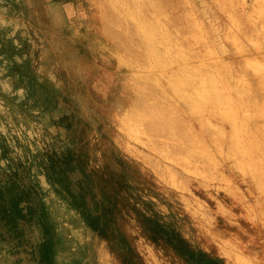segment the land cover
<instances>
[{
    "label": "rangeland",
    "instance_id": "374dc122",
    "mask_svg": "<svg viewBox=\"0 0 264 264\" xmlns=\"http://www.w3.org/2000/svg\"><path fill=\"white\" fill-rule=\"evenodd\" d=\"M73 135L143 264H264V0H0V177L30 164L61 263L129 264L35 163Z\"/></svg>",
    "mask_w": 264,
    "mask_h": 264
},
{
    "label": "trees",
    "instance_id": "16d2710c",
    "mask_svg": "<svg viewBox=\"0 0 264 264\" xmlns=\"http://www.w3.org/2000/svg\"><path fill=\"white\" fill-rule=\"evenodd\" d=\"M36 155L39 156L35 157V163L47 182L59 195L67 199L70 205L81 211L84 209L86 224L106 242L109 250L115 242L129 264H143L123 235L118 234V230L113 227L115 198L112 193L106 194L95 189V181L90 178L91 172L86 166L88 154L85 145L73 135L71 144L46 148ZM1 157L6 160L2 167L6 174L0 177V249L4 243L12 247L28 244L37 264H64L57 256L61 238L54 217L44 200L40 185L30 175V164L26 166L18 159L8 156L6 148L2 149ZM107 179L104 178V181ZM113 180L114 190L120 192L123 182L119 179ZM143 219L145 229L152 233V239H170L172 230L165 229L148 216ZM31 227L38 233V240L34 244L29 242L26 234ZM174 243L180 245L181 242L175 238ZM66 264L88 263L83 262L81 258H71Z\"/></svg>",
    "mask_w": 264,
    "mask_h": 264
},
{
    "label": "bare ground",
    "instance_id": "6f19581e",
    "mask_svg": "<svg viewBox=\"0 0 264 264\" xmlns=\"http://www.w3.org/2000/svg\"><path fill=\"white\" fill-rule=\"evenodd\" d=\"M209 98H207L206 100H208ZM216 99V98H215ZM169 105V104H168ZM166 115V114H165ZM155 116V115H154ZM156 117V116H155ZM168 123V122H167ZM163 125V124H162ZM182 142V141H181ZM186 147V146H185ZM262 156L264 157V144H263V149H262ZM264 168V167H263ZM264 174V173H263ZM79 226V225H78ZM85 233V232H84Z\"/></svg>",
    "mask_w": 264,
    "mask_h": 264
}]
</instances>
